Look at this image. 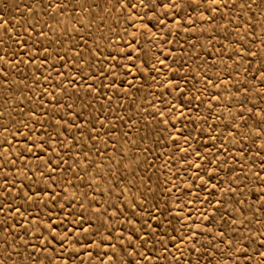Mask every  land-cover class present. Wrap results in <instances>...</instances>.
I'll return each instance as SVG.
<instances>
[{
	"label": "rangeland",
	"instance_id": "374dc122",
	"mask_svg": "<svg viewBox=\"0 0 264 264\" xmlns=\"http://www.w3.org/2000/svg\"><path fill=\"white\" fill-rule=\"evenodd\" d=\"M0 16V264H264V0Z\"/></svg>",
	"mask_w": 264,
	"mask_h": 264
},
{
	"label": "snow or ice",
	"instance_id": "6c2138e0",
	"mask_svg": "<svg viewBox=\"0 0 264 264\" xmlns=\"http://www.w3.org/2000/svg\"><path fill=\"white\" fill-rule=\"evenodd\" d=\"M141 3H143V0H141ZM133 7H135V5H133ZM5 23H6V21L4 20L3 16H0V25H3ZM5 32H7V28H5ZM253 55H255V53H253ZM161 63H163V62L161 61ZM6 191H7V189H6ZM219 235L221 236V238H223V236H224L223 232L219 233ZM53 238L55 239V237H53ZM127 239L131 240L132 237L129 236ZM225 242L231 244V241H225ZM262 246H264V245H262ZM132 247L135 248V245H132ZM125 251H126V248H125ZM138 254L141 255V256H143L144 259H148V257L147 256H144L143 253H138ZM128 255L129 256H132V253H128ZM121 264H123V262H121ZM130 264H136L135 257L132 258V260L130 261Z\"/></svg>",
	"mask_w": 264,
	"mask_h": 264
}]
</instances>
